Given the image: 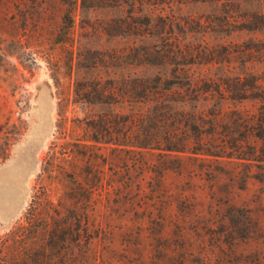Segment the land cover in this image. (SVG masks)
Segmentation results:
<instances>
[{
	"label": "rangeland",
	"instance_id": "374dc122",
	"mask_svg": "<svg viewBox=\"0 0 264 264\" xmlns=\"http://www.w3.org/2000/svg\"><path fill=\"white\" fill-rule=\"evenodd\" d=\"M144 48L160 54L151 65L135 61ZM156 75L164 86L239 76L264 87V0H0V167L21 161L0 177V212L15 207L22 173L27 187L14 218H0V246L14 236L21 252L0 264H264V162L194 154L193 133L186 152L134 150L130 103L107 93L94 103L95 87ZM46 86L50 133L27 150L47 127ZM191 97L186 110L210 130L217 94ZM231 117L216 122L223 136ZM58 226L43 255L23 249Z\"/></svg>",
	"mask_w": 264,
	"mask_h": 264
},
{
	"label": "trees",
	"instance_id": "16d2710c",
	"mask_svg": "<svg viewBox=\"0 0 264 264\" xmlns=\"http://www.w3.org/2000/svg\"><path fill=\"white\" fill-rule=\"evenodd\" d=\"M66 17L69 22L66 30L71 29L70 11L67 12ZM144 22L145 29L148 30L153 26L152 20L149 17ZM146 34V32H143ZM155 54L160 55L155 52ZM149 48H144L140 56L135 58L136 62H145L151 65L149 57L155 55ZM172 75L184 78L187 76L181 73L180 70H173ZM161 76L156 75L153 78H144L134 76L130 78L126 84L118 85L116 90L103 91L100 88H93L97 96L95 102H105L104 94L107 93L111 99L114 97V106L121 108L124 101L130 103V110L127 114H132L131 132H130V146L132 149L137 148H152L164 152H186L189 151L190 133H193L195 142L200 146L197 150L191 151L194 154H204L216 157H235L238 159H249L251 161L258 160L264 162V87L257 83L255 78L249 84H246L239 76L228 78V80L219 79L209 85L206 81L186 79V82H174L171 86H164L162 84ZM98 85V84H97ZM96 85V86H97ZM115 89V88H114ZM185 92L183 93L182 92ZM192 93L198 98L203 94H217V100L214 101L215 110L210 114L209 126L210 130H202L203 117L201 113H190L186 110L189 106L192 108ZM184 95V96H182ZM229 100L236 101V108L227 111L225 110V103ZM88 101L92 102L87 96ZM256 101L260 102L257 111H249L243 106V101ZM93 103V102H92ZM111 103V102H110ZM112 106V105H111ZM195 107V105H194ZM118 110L115 114H120ZM222 114H232L230 118L229 136L221 135L218 132L217 120ZM108 118V117H107ZM192 118L194 120L192 121ZM127 120V119H126ZM125 120V121H126ZM218 133L222 138H219ZM215 138L219 142L215 144ZM95 139V138H94ZM125 140L127 138H124ZM257 142L254 149L250 154L245 156V147L250 145V141ZM214 148L218 149L214 150ZM229 150V151H228ZM27 218L30 227L27 238H34L35 225L32 216ZM59 228L54 232L43 230L44 234L48 235V242L32 244L25 242L27 245L23 247L32 256L35 248L42 251L41 255L51 247L50 240L54 239V235L62 239L64 230ZM53 233V234H52ZM11 242L2 244L0 246V254L15 255L21 251L17 248V240L11 236ZM7 251V254L5 253ZM29 253L27 254L29 257ZM37 253V252H36ZM38 255H40L38 253ZM27 263V262H26ZM29 263V262H28ZM30 264V263H29ZM44 264V262H43Z\"/></svg>",
	"mask_w": 264,
	"mask_h": 264
},
{
	"label": "water",
	"instance_id": "95a60500",
	"mask_svg": "<svg viewBox=\"0 0 264 264\" xmlns=\"http://www.w3.org/2000/svg\"><path fill=\"white\" fill-rule=\"evenodd\" d=\"M44 91L47 94L46 95L47 100H49V102H50L51 101V92H50L49 88L46 86ZM51 111H52V105H50V107L46 108L47 114H51ZM50 129H51V116H50L48 127H47L46 131L43 132L38 137L34 136V139L36 141V142H34L35 145L32 144L31 146L27 147V150H29L32 146H35V147L41 146L43 144V142L45 141V139L48 137V135L50 133ZM31 150H33V149H31ZM21 159H22V157H21ZM20 162L21 161L17 160L16 163H12L11 165L1 166L0 167V177L3 175H9V174H10V176H12L13 175L12 173L15 172V168L16 169L19 168ZM20 177L22 178V181H23L21 196L19 197L18 201L16 202L15 207L12 210H10V212H4V213L0 212V218L3 220H10V219L14 218V216L21 209V207L25 201V197L27 194L26 174L22 173V176L20 175Z\"/></svg>",
	"mask_w": 264,
	"mask_h": 264
},
{
	"label": "bare ground",
	"instance_id": "6f19581e",
	"mask_svg": "<svg viewBox=\"0 0 264 264\" xmlns=\"http://www.w3.org/2000/svg\"><path fill=\"white\" fill-rule=\"evenodd\" d=\"M52 90V89H51ZM49 101V100H48ZM52 103H53V107H54V100H52V102L50 101V102H48V107H50V105H52ZM52 117H53V115H52ZM47 127H48V123H49V119H50V114H47ZM47 127H46V129H47ZM46 129H45V131H46ZM44 131V132H45ZM8 190V189H7ZM6 190V191H7ZM14 190H15V188H14Z\"/></svg>",
	"mask_w": 264,
	"mask_h": 264
}]
</instances>
